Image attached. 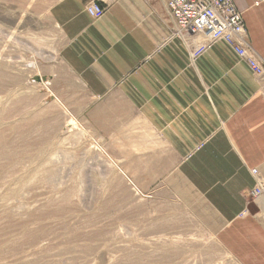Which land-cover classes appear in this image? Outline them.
Masks as SVG:
<instances>
[{
    "label": "crops",
    "instance_id": "crops-1",
    "mask_svg": "<svg viewBox=\"0 0 264 264\" xmlns=\"http://www.w3.org/2000/svg\"><path fill=\"white\" fill-rule=\"evenodd\" d=\"M90 1L50 10L60 64L85 91L69 107L86 139L139 192L186 186L219 242L241 264H264V194L251 196L264 186V77L224 41L193 59L199 38L177 33L167 0H115L97 18ZM234 3L264 62V0Z\"/></svg>",
    "mask_w": 264,
    "mask_h": 264
},
{
    "label": "rangeland",
    "instance_id": "rangeland-1",
    "mask_svg": "<svg viewBox=\"0 0 264 264\" xmlns=\"http://www.w3.org/2000/svg\"><path fill=\"white\" fill-rule=\"evenodd\" d=\"M56 1L0 0V264H241L186 186L139 192L86 139Z\"/></svg>",
    "mask_w": 264,
    "mask_h": 264
},
{
    "label": "built area",
    "instance_id": "built-area-1",
    "mask_svg": "<svg viewBox=\"0 0 264 264\" xmlns=\"http://www.w3.org/2000/svg\"><path fill=\"white\" fill-rule=\"evenodd\" d=\"M113 1L115 0H91L87 5V12L97 18ZM167 7L179 35L188 39L199 38L198 45L191 51L193 59L205 53L216 42L224 41L248 63L254 74L264 77V62L249 45L243 16L234 0H167ZM253 173L257 174V171L253 170ZM262 194V185L251 191L253 197Z\"/></svg>",
    "mask_w": 264,
    "mask_h": 264
}]
</instances>
